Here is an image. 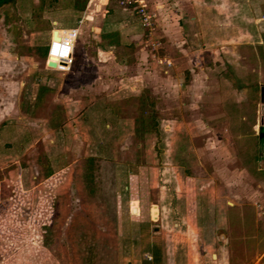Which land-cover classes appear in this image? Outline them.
I'll return each mask as SVG.
<instances>
[{
    "label": "rangeland",
    "instance_id": "rangeland-1",
    "mask_svg": "<svg viewBox=\"0 0 264 264\" xmlns=\"http://www.w3.org/2000/svg\"><path fill=\"white\" fill-rule=\"evenodd\" d=\"M13 2L7 19L0 13L2 105L9 101L6 86L12 89L18 82L21 88L13 96L19 113L8 115L0 127V264H138L142 257L148 259L144 247H155V242L162 264H204L214 252L207 236L215 228L214 239L221 243V229L218 221L208 224V215L204 219L207 208L201 201L223 198L214 169L218 152L201 150L207 140L218 148V135L226 133L227 123L243 135V145L255 148L259 141L264 0H184L187 14L202 17L212 11V22L220 21L206 27L220 29L215 37L211 31V37L225 43L222 48L229 55L221 72L230 65L245 79L225 81L226 91L236 93L228 96L225 107L211 103L193 111L188 98L195 93L188 86L181 85L174 97L175 71L186 66L190 53L176 59L174 45L161 39L158 49L150 50L143 29L128 19L125 37L131 45L117 52L128 59L125 71L96 59L83 63V75L76 79L73 68L82 45L95 55V41H104L98 33L92 37L86 27L68 72L48 66L37 49L46 48L52 21H74L72 0ZM109 6H117L116 0ZM95 16L94 23L107 19L100 11ZM154 34L160 38L157 26ZM141 95L154 101L158 137L151 131L141 136L134 132ZM197 115L205 124L218 123L211 130L203 128ZM87 156H95L94 193L84 179ZM242 162L254 171V158ZM44 221L48 226L43 228ZM249 226L230 229L240 237ZM48 234L43 242L42 235ZM252 258L241 247L237 255L230 254L229 264H251Z\"/></svg>",
    "mask_w": 264,
    "mask_h": 264
},
{
    "label": "crops",
    "instance_id": "crops-1",
    "mask_svg": "<svg viewBox=\"0 0 264 264\" xmlns=\"http://www.w3.org/2000/svg\"><path fill=\"white\" fill-rule=\"evenodd\" d=\"M109 2L110 0H87L83 9H78L72 5V11H74L73 13L76 15L74 21L61 23L52 21L53 27L50 30L48 41L54 30L76 26L78 27L79 32L74 48L78 41L83 43L82 39L86 27L93 32L92 37L96 36L94 33H98L97 35L104 40L102 43L100 41H95V55L87 53L86 49H84L85 44L82 45V50L80 51V54H78L79 57L75 61V64L74 62L72 63L69 70L71 71L74 64L73 73L75 74L76 79L83 75L81 69L82 64L94 60L96 61V59L98 61L108 60L115 65L116 69H121L122 72L125 71V67L128 66L127 57L125 58L117 54L118 48L120 51H124L125 48H127L126 46L131 45L125 37L127 34L125 28L128 19H133V22H135L138 28L141 29V26L137 22L135 16L131 14L128 9L121 7L118 3L117 6L108 7ZM146 2L148 7L155 14L156 26L160 33L161 43L163 44L164 40L166 45H174L176 48V59L183 57L184 54H191L190 58L188 56L186 59V66L183 69H177L175 71L174 97H179V93L182 89L181 85H185L190 88L189 92L191 94L195 93V95L192 94L188 98L189 104L194 105L191 106V111H193L194 107L197 109L200 107L204 110L205 105L211 103L220 106L223 104L224 106L225 102L228 101V96L236 94L233 90L229 91L228 89L226 91L227 86L225 85V81L229 80L228 77H230V81L232 77H238L242 81H245V79L244 77H240L241 73L238 74L230 65L226 68V71L221 72V63L227 62L229 59L225 58V56L229 55L224 54L222 47H226L225 43L223 44L222 41L211 37V33L214 32L215 37V34H217L220 29H217L216 27L209 29L206 27L212 22L209 18L212 11L205 12V16L203 15L201 17L200 14H195L196 12L193 10L192 14H187L185 12L186 9H184L183 6L184 0H146ZM99 11L104 19L107 18L106 21L101 24L94 23L96 18L95 14ZM1 12L2 10L0 9V13ZM216 21L217 23H220L219 20H215L212 24L215 25ZM86 22H88V25H86ZM55 36H58L57 31ZM50 60L53 61V59ZM208 80H212V82L211 84L206 85ZM199 81L202 82V84L198 86ZM13 85L14 88L12 89L6 86V93L9 95V101H5V105L7 106L4 107L2 101H0V127L1 124L3 125L4 121H6L8 115H16L17 112L19 113L18 103L13 100V96L14 94L16 95L19 93L21 88L18 82H14ZM208 88H213L212 92H210L211 90ZM239 93L240 92H238V94ZM183 103L185 104V102L182 101L181 104L183 105ZM2 106L4 110L2 109ZM196 117V123L198 126L202 123L203 128L208 127L210 130L211 128L209 126H214L215 123H218L207 122V124H205V122H203L204 118H201L202 121H200V115H197ZM225 123L222 122V125L225 126ZM259 123L260 122L257 124L259 125ZM228 124L229 123H227L224 128L226 133L223 136L218 135V142L221 143L218 144V148H215L214 145H212L213 148H211V143L209 144L207 140V143L203 145L201 150H205V152H209V154L218 152V162L214 169L215 173L218 175L222 191L221 198H223L221 201L218 199L214 201H201V206L207 208L205 216L203 215L204 219L206 215H208L210 218L208 220L205 219L208 221V224H213V222L216 223V221H218V223H216L218 224L217 228L221 229L217 236L219 240H221V243L218 242V239H214L215 236H213V231L215 228L211 230L212 234L207 236L209 242L208 245L214 247V252H211L209 257L211 258L214 256V258L213 260L209 258L204 264H229L230 254L234 253V255H237V251L240 250L241 247L248 249V251L252 253V256H254V258L251 259V264H264V210L261 209L262 206L264 207V170H259L257 168L259 141L255 148L243 145V135H241V133H236L234 130L231 131L230 129L232 127H230V125L228 126ZM258 125L256 126V130ZM182 131L183 130H180L178 133H181ZM208 137L207 139L211 138ZM176 143L179 144V141ZM250 149H252L251 153ZM211 157L213 158V156ZM244 157H250L251 159L254 158V171L249 170V168L244 165L242 162V158ZM187 172H189V170L186 169L185 173L189 174ZM209 208H211V210H209ZM215 208L218 210L219 217L214 213ZM249 211L250 214H247ZM203 217L202 220L204 221ZM236 224H250V230H247L243 235L238 237V234L232 233L230 229ZM156 243L157 242H155V247H144L143 254H149L147 256L148 259L142 257L138 264H154L152 248L159 249ZM126 252L129 253V249L128 251H124L123 254ZM159 256H161L160 250ZM159 264L162 263L159 261Z\"/></svg>",
    "mask_w": 264,
    "mask_h": 264
},
{
    "label": "built area",
    "instance_id": "built-area-1",
    "mask_svg": "<svg viewBox=\"0 0 264 264\" xmlns=\"http://www.w3.org/2000/svg\"><path fill=\"white\" fill-rule=\"evenodd\" d=\"M118 5L128 9L133 14L143 29V36L149 45L150 50H156L160 46V38L154 34L156 27L155 14L147 6L146 0H116ZM78 27H71L65 29H56L58 36H51L46 46V60L47 63L53 59V68L61 73L70 70L73 63V50L76 38L78 36ZM159 59V57H158ZM163 60V59H162ZM167 65L169 61H164ZM49 66V65H48ZM51 67V66H50ZM260 100L263 106L262 112L259 108V125L258 136V156L257 168L264 170V86L261 87Z\"/></svg>",
    "mask_w": 264,
    "mask_h": 264
},
{
    "label": "trees",
    "instance_id": "trees-1",
    "mask_svg": "<svg viewBox=\"0 0 264 264\" xmlns=\"http://www.w3.org/2000/svg\"><path fill=\"white\" fill-rule=\"evenodd\" d=\"M15 0H0V9L2 10V12L5 15V18L7 19V16L9 15V10L8 8L13 6ZM87 0H72V5L78 9H83L85 3ZM9 17V16H8ZM38 53L42 56V57H46V48H44V46H39L38 48ZM232 78H236V77H232ZM264 86V85H263ZM42 89H45V87H42ZM138 102H139V107H140V113L138 114L137 118H136V125L134 128V132L136 134H138L139 136L142 135V133L145 131H151L154 133L155 136H159V129H158V121H157V115L155 113V109H154V101L150 100L148 98H146L145 96L141 95L140 97H138ZM146 118H149V122H146ZM157 138V142H158ZM156 142V143H157ZM156 146V145H155ZM157 147V146H156ZM157 151H159L158 148ZM95 161V156H87L85 159V170H84V179L86 180V185L88 188V191L90 193H94L95 191V185H96V181L94 178V175L92 173V167ZM51 174V169L49 166H46V168H44V176L48 177ZM41 225L44 227L48 226L47 222L44 221L41 223ZM45 237H43L42 235V241H47V239L49 238V234L48 235H44ZM152 258H153V263L154 264H159L160 261V256H159V249L157 248H152Z\"/></svg>",
    "mask_w": 264,
    "mask_h": 264
},
{
    "label": "water",
    "instance_id": "water-1",
    "mask_svg": "<svg viewBox=\"0 0 264 264\" xmlns=\"http://www.w3.org/2000/svg\"><path fill=\"white\" fill-rule=\"evenodd\" d=\"M55 33H56V30L53 31V34H52L53 37H56V36H55ZM48 65L51 66V67H53V66H54V62L49 61V62H48ZM260 91H261V89H260ZM262 110H263V106H262V104H261V105H260V112H262Z\"/></svg>",
    "mask_w": 264,
    "mask_h": 264
}]
</instances>
